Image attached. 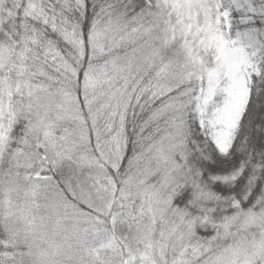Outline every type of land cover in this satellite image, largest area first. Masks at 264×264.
Here are the masks:
<instances>
[{"label":"trees","instance_id":"16d2710c","mask_svg":"<svg viewBox=\"0 0 264 264\" xmlns=\"http://www.w3.org/2000/svg\"><path fill=\"white\" fill-rule=\"evenodd\" d=\"M214 1L212 9L227 18L220 30L229 50L243 56L247 82L225 152L215 140L222 97L206 101L205 80L193 72L196 57L187 58L179 43L155 65H137L148 54L155 0H0V100L10 110L0 116V264H124L128 250L150 254L155 264L264 260V0ZM100 31L124 39L100 58L129 59L133 76L124 98L123 158L117 171L106 164L98 171L118 190L131 179L145 181L166 207L159 229L140 240L133 239V219L126 224L107 208L89 233L87 198L98 183L81 159L84 128L57 105L73 97L84 108L95 63L90 44ZM204 58L209 67L212 52ZM61 137L75 142L55 151L50 140Z\"/></svg>","mask_w":264,"mask_h":264},{"label":"rangeland","instance_id":"374dc122","mask_svg":"<svg viewBox=\"0 0 264 264\" xmlns=\"http://www.w3.org/2000/svg\"><path fill=\"white\" fill-rule=\"evenodd\" d=\"M214 2V0H155L156 8L152 16L154 18L153 35L150 39L148 37V54L137 57L136 62L137 65L139 62L141 65L145 62L150 65L156 64L163 58L162 55L166 51L169 55L171 51H175L179 43L183 45L182 50L187 58H197L193 72L199 75L202 81L205 80L206 101L214 99L216 95L222 97L220 107L215 114V140L220 150L225 152L228 150L245 103L247 82L241 65L244 64L243 56L238 51L235 58L229 50L227 40L220 30L221 25L228 27L227 18L216 14L212 9ZM157 9L159 10L156 13ZM96 32L90 44L92 54L90 57L95 63L84 84V108H78L73 97H64L57 105L63 114L72 117L80 128H84L82 135L85 134V138L77 143H83L87 151L81 155L83 146L76 157L79 158L81 155V159L87 160L88 165L94 168L91 176L98 183L97 190L87 198V206L92 210L87 222L89 233L96 232L98 222L107 208L126 224L133 219L131 224L138 226L133 239L140 240L150 234L156 225L159 229L166 207L155 190L150 186L144 187L145 181L139 183V180L131 179L127 185L118 190L115 181L113 182L110 177L98 171L102 164L117 171L123 158L126 147L123 132L124 98L133 73L129 66V59L123 63L115 59H102L109 54L110 50L111 52L115 50L124 39L114 34ZM189 37H192V40ZM155 41L160 44L159 52L154 47ZM193 41L197 42L196 48L193 47ZM73 42L83 51L84 46L78 38L73 37ZM201 46L206 48L202 58H200ZM211 52L213 59L207 67L204 56ZM2 57L0 50V61ZM137 68L140 67L137 66ZM139 75H142L141 72ZM3 96L4 91L1 89L0 99H4ZM9 111L6 104L0 100V116L9 114ZM70 137L72 139L71 135ZM4 138L5 125L0 123V143ZM64 142H67L64 137L60 140L53 138L50 140L55 151L58 145L71 148L70 143L74 144L75 141L70 140L67 144ZM45 151L46 154H51L46 147ZM38 177L42 178L41 175ZM134 208L135 213L132 215L131 211ZM74 213L77 214L76 211ZM115 235L118 236V232L115 231ZM119 239L124 242L121 236ZM112 246L105 248L106 252L110 253L108 256L110 259L113 252ZM129 253L132 252L130 250L126 252L124 264H155L148 253L134 255ZM261 263L264 264L262 257L253 260V264Z\"/></svg>","mask_w":264,"mask_h":264}]
</instances>
